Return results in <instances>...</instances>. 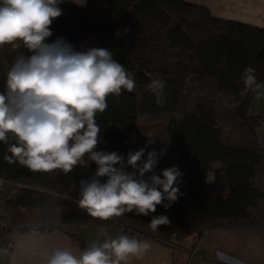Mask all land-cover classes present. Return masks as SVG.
Here are the masks:
<instances>
[{
  "label": "trees",
  "instance_id": "1",
  "mask_svg": "<svg viewBox=\"0 0 264 264\" xmlns=\"http://www.w3.org/2000/svg\"><path fill=\"white\" fill-rule=\"evenodd\" d=\"M59 7L62 15L50 26L48 43L63 37L78 51L106 48L134 73V91L109 96L106 111L95 117L101 130L97 150L126 159L147 145L146 159L149 151L166 149L156 171L177 166L183 195L148 216L93 218L78 203L79 182L97 168L87 155L68 174L33 172L4 160L11 155L10 137L8 144L0 142V207L14 224L125 225L163 240L199 238L216 228L264 227V146L257 137L264 114L252 109L254 93L239 95L246 67L264 81V27L217 17L202 0H64ZM19 55H30L22 44L0 47V90ZM153 79L165 81L163 106L147 88ZM236 101L238 107H230ZM159 215L171 224L154 231L149 224Z\"/></svg>",
  "mask_w": 264,
  "mask_h": 264
},
{
  "label": "clouds",
  "instance_id": "2",
  "mask_svg": "<svg viewBox=\"0 0 264 264\" xmlns=\"http://www.w3.org/2000/svg\"><path fill=\"white\" fill-rule=\"evenodd\" d=\"M62 2L0 0V47L15 49L22 44L30 53L15 58L0 90V142L8 144L10 137L14 141L7 149L11 155L4 160L33 172L61 170L68 174L87 155L97 168L79 182L78 203L100 220L132 212L148 216L158 205L171 207L183 195L179 188L183 173L175 165L156 171L166 149H153L146 159L147 145L128 152L126 159L116 151L97 150L101 130L95 117L106 111L109 96L118 98L122 90L134 91V73L106 48L78 51L63 37L48 43L50 26L62 15ZM241 80V98L248 92L258 100L264 98V83L257 81L254 68L246 67ZM147 88L156 104L163 106L165 81L153 79ZM238 105L236 101L230 107ZM153 143L149 139L148 144ZM3 186L0 179V188ZM170 224L166 215H159L152 216L149 226L155 231ZM103 235L102 242L97 240L78 254L67 247H54L45 264H129L150 248L147 241L135 236ZM216 258L223 262L225 253L216 252Z\"/></svg>",
  "mask_w": 264,
  "mask_h": 264
},
{
  "label": "crops",
  "instance_id": "3",
  "mask_svg": "<svg viewBox=\"0 0 264 264\" xmlns=\"http://www.w3.org/2000/svg\"><path fill=\"white\" fill-rule=\"evenodd\" d=\"M202 3L217 17L264 27V0H202ZM252 109L264 114V98L258 100L254 94ZM257 137L264 146V123L257 128ZM105 233L113 238L120 234L135 236L131 228L123 230L120 225L52 228L39 233L13 231L5 240L10 247L9 256L0 264H45L52 248L67 247L78 254L83 246L97 240L102 242ZM136 238L147 241L150 248L129 264H264V227L216 228L205 231L199 238L189 234L174 248L152 236L141 234ZM218 251L225 253L223 262L216 258Z\"/></svg>",
  "mask_w": 264,
  "mask_h": 264
},
{
  "label": "built area",
  "instance_id": "4",
  "mask_svg": "<svg viewBox=\"0 0 264 264\" xmlns=\"http://www.w3.org/2000/svg\"><path fill=\"white\" fill-rule=\"evenodd\" d=\"M0 226L2 230V236L0 237V262L6 261L9 253L10 247L9 244L5 242L7 235L13 231H30L34 233L44 232L52 229L48 224L42 222H35V223H23L20 225H15L12 219V216L7 212L4 207H0ZM123 230H127L129 227L125 225H120ZM133 234L136 237L141 235L140 232L133 230ZM157 238V237H155ZM160 241H163L169 246H176L178 245L179 239H172V240H163L157 238Z\"/></svg>",
  "mask_w": 264,
  "mask_h": 264
},
{
  "label": "rangeland",
  "instance_id": "5",
  "mask_svg": "<svg viewBox=\"0 0 264 264\" xmlns=\"http://www.w3.org/2000/svg\"><path fill=\"white\" fill-rule=\"evenodd\" d=\"M67 1L75 2V3H78V4H84L86 2V0H67Z\"/></svg>",
  "mask_w": 264,
  "mask_h": 264
}]
</instances>
